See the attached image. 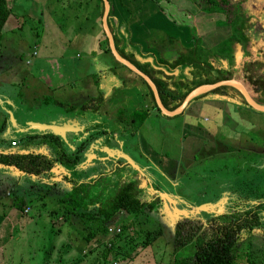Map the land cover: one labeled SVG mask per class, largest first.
Returning <instances> with one entry per match:
<instances>
[{"label":"rangeland","instance_id":"1","mask_svg":"<svg viewBox=\"0 0 264 264\" xmlns=\"http://www.w3.org/2000/svg\"><path fill=\"white\" fill-rule=\"evenodd\" d=\"M6 1L10 6L11 12L15 16L17 15L19 27L1 35L0 57H2V60L0 63L5 65L18 64L19 69L25 75L24 80L21 78L23 86L18 85L15 91L21 90L23 92L26 88L27 93L34 96L35 101L38 102L45 96L52 95L53 98L55 92L52 87L48 86L50 81L45 74L49 71L48 69L45 70V63L36 67L32 66L33 58H38L39 56L56 57L55 53L63 49L64 43L76 41L79 33L88 39L89 29L86 27L88 24L81 31L79 26L83 23L89 11V0L86 3H84V0ZM166 7L170 9L167 4ZM206 15L215 20L213 15ZM197 21L202 24L205 23L204 19ZM209 21H207V25H213L212 21ZM258 28L256 26L250 28V34L254 41V49L259 53L262 51L257 56L255 53L254 59L261 62L262 65L259 70L257 68L253 70L255 73L258 71L264 73V49L261 47V36L264 31ZM84 29L87 30V33H85ZM212 36H209V39L212 38V43L205 40L202 43L212 44V50H215L216 44L214 40H219V38L215 34ZM33 51L37 53L36 56H32ZM76 52L80 57L75 58V63L72 65L86 61L83 62L84 69L82 71L84 73L81 74V79H78L80 81H76L73 88H68V90L70 93H75L84 87L85 97H87V95H91V85L87 86V84H90L92 79L87 78L85 75L92 70L90 66L92 64L87 59L88 57L85 56V52L80 53L77 49ZM91 55L95 57V67H102L103 61L107 60L117 71L115 75L118 74L123 79L119 77L121 82L112 86L108 94H106V86L101 87L95 97L100 96L105 101H108V103L115 106L116 112L122 113L125 117H134V120L128 118L126 124L123 123L124 121L122 123L109 121L108 125V128H111L113 132H117L121 128L125 129L122 133L125 137L122 151L124 153L127 151L131 155L132 164L129 163L128 167L122 170L117 168L110 174L94 179V176H91L93 171L91 165L80 167L78 169L79 172H76L77 168H75V172L71 173V179L75 180V174L77 173L81 176L80 182H86L81 184L80 191H77L76 194H68L71 189L61 192L60 185L55 182L51 187H48L43 180L45 177L42 179V176L27 177L26 179L30 182L29 185H32L30 188L23 182L19 186L12 185V179L15 175L13 168L7 167L10 176L7 177V175L3 174L0 179L8 181V186L4 187L0 183V199L6 198L11 201L13 198L16 201L24 199L27 205L30 206L24 216L29 217L31 222L19 230L12 240L7 242L4 248V264H71V261L73 264H113L114 262V264H181L182 258L192 253V248L187 245L181 249H173V232L169 230L170 225L167 224L170 216L166 213L167 208L173 210L172 207L175 205L176 208L181 210L176 215L185 214L198 217L201 221L194 219V223H192L201 222L203 227L200 235L204 239H208L213 234V229L208 225L207 221L211 219L208 218V213L218 215L227 211L226 201L231 198L237 199L239 195L247 196L248 205L257 204V202L264 200V112L260 113L254 109L247 108L249 111L246 109L248 112L243 114L247 116L248 119H246L239 115V111H233L236 105L222 100L216 101V103L219 104L220 109L221 105L225 107L226 113L224 114L220 110L218 113L215 106H211V104L205 106L202 109V115L200 114L201 117L197 120V125L207 130L209 128L210 130L212 129L216 134V140L224 144L222 145L224 149H222L223 152L215 157L201 154L199 152L200 146L195 151L196 153H193L196 146L188 145L186 137L183 138L177 135L180 123L184 121L182 116L167 118L157 112L150 102L145 84L121 64L114 61L110 52L100 54L96 49H93ZM24 60H28L31 63L25 65ZM231 62V59L227 60L225 65H229ZM56 65L57 63L46 66L55 67ZM232 75L244 77V75H240L237 72L232 73ZM262 77L263 80L255 81L254 84H260V86L264 84V76L262 75ZM253 86L249 84L248 90L254 96L259 95L256 89V86L259 85ZM235 88L239 89L238 87ZM262 89L261 87L260 90L262 91ZM228 92L229 94L227 95ZM58 93L56 92L55 94ZM210 95L212 97L217 95V97H224L238 103L242 101L238 95L228 91V89H219L216 92L207 91V97ZM81 103L83 102L81 101ZM103 106L107 107L105 104ZM28 107H31V112ZM42 107L43 105L40 104H35V106L24 104L22 108H27L28 112L23 111V114L41 119L54 113L53 110H58L51 105L47 108ZM147 113L148 117H145ZM101 115L104 116V113H101ZM139 116L142 119L138 118ZM218 119L220 120L218 121ZM141 120L142 122H140ZM187 121H191L194 124L193 120ZM217 121L219 124H216ZM117 126H120V129ZM133 132L135 133L133 134ZM140 137L143 139L144 144L149 142V147L146 144L143 146L139 142ZM118 138L121 139V134ZM181 140L184 141L181 142ZM115 153L118 156L117 149ZM120 154L122 155L121 158H129L127 155ZM181 158L182 160H180ZM108 161L111 164L115 162V158L112 157ZM165 163L171 164L169 166L173 168L179 167L177 170L174 169V171H166L164 169L166 166L163 168ZM99 165V163L95 162L93 166L98 167ZM140 167L143 168V172L139 170ZM104 169L106 172L107 168ZM99 170L101 171L100 167L95 170L96 173ZM124 172L132 174L133 177L130 179L127 176L117 177V174H124ZM53 173L56 172L53 170ZM140 173L143 175L140 177L142 178L141 180L147 182V193L143 191L144 198L151 199L156 197L154 196L155 193L152 192L156 190L160 195L159 200L161 199V204L165 205V208L163 210L162 205L158 203V206L160 205L157 209L159 213L156 211L145 216H139L142 218L143 223L136 222L132 226L135 230L142 229L143 231L159 228L160 233L155 240L149 245L144 244L140 251H134L137 246L141 245V241L145 236L142 232L138 234L137 238H133L130 230H125L126 232L122 231L118 239L113 236L114 234H107L101 237L96 234L99 237H97L98 240L101 241L98 242L97 247L91 248L95 250L91 254L87 253L89 251H85L84 254L80 253L79 255L76 252L77 249L73 246L69 247V249L67 246L71 242L69 236L80 238V234L77 233L80 223L76 222V220L71 222L70 219V223H68L62 216L61 210L64 209L65 204L61 202V198L64 196L63 199L66 198L67 200L71 195L72 200L78 201L80 199L83 205L94 203V201L101 202L115 193L116 186H120L130 180L135 183L139 182ZM92 179L93 181H90ZM48 181L53 182L51 179H48ZM63 181L61 180V182ZM141 185H144V183H141ZM48 188L49 190H47ZM141 190L142 188H140ZM140 191L139 193H142ZM211 197L217 200L213 202ZM183 204L188 206L201 204L207 207L197 206L183 210L180 209ZM203 211H205V217L201 214ZM125 215L121 211L120 218L115 217L114 225L111 227H115V230L118 229L119 221ZM171 218L176 217L171 216ZM186 221H190L189 218ZM115 230L114 233H116ZM108 238L111 242L113 241V249L109 255L105 256L102 248ZM104 239L106 240L104 241ZM233 251H239L240 254L238 255L239 252H236L230 264H264V226L240 234ZM242 252H249V256L243 255ZM73 256L76 257L73 258ZM190 263L191 259L188 261V264Z\"/></svg>","mask_w":264,"mask_h":264},{"label":"crops","instance_id":"2","mask_svg":"<svg viewBox=\"0 0 264 264\" xmlns=\"http://www.w3.org/2000/svg\"><path fill=\"white\" fill-rule=\"evenodd\" d=\"M158 1L161 3L164 0H158ZM86 2L87 0H84V3ZM89 3H90L89 11L87 15L85 16L83 23L79 26V29L81 31L88 24V26H86L89 29V33L87 35L88 39H86L84 35H81V33H79L77 36L78 39L76 41L64 43L63 49L55 53L56 57H53V56H41L40 57L39 56L38 58H33L32 66L34 67L43 65L45 63V70L48 69L49 71L45 73L48 80L50 81L48 83L49 84L48 86L52 87L55 93L59 92L58 94H55L53 92L54 93L53 98H52V95L45 96L44 98H42L40 102H38V101H35L34 96L27 93L26 88L25 90H23V92L21 90L15 91V88H17L18 85L23 86L21 82H23V80L25 79L24 78L25 75L19 69L18 64L5 65V64L0 63V155H7L12 152H15L17 154H26V153L38 154L39 153L43 155L44 158L49 159L50 156H48V153L52 151L50 147L48 146L49 144H42L39 142V139L42 137V135H45V133L47 134L49 132H38L35 129H31L29 127V124L31 123H44V124L54 123L58 126H66L70 122H74L80 127L81 133L75 134V135L73 134L69 135L67 133L68 137L66 139L67 140L66 142H64L63 139H61V137L55 134L53 135L57 136L59 139V142L64 143L65 146L70 151H73V149L76 147V145H78L79 142H84L85 137L91 139L89 142H91L92 144L91 145L92 151L89 154H87L86 157L84 156L82 152V155L81 156L79 155V160L75 168L80 169V167H84V166L86 167L87 165L88 166L91 165V169L93 170L91 174L95 176L96 174L95 170L99 169V166L96 167L93 165L95 162L100 164L101 151L110 152L111 150H103L102 148L100 151V149L97 147H99V145L101 144L104 147L107 145L108 141L106 137L102 135L97 136L96 134L92 136H87L89 132L86 133V129L88 128V131L93 132L95 128L97 127L100 128L99 126L102 125V122L108 123L109 121H114L116 123H122L124 121L123 123L126 124L128 122V118L134 120V117H130V116L125 117L124 115H122V113L116 112L115 106L108 103V101H105L100 96L95 97V95L100 91L98 89H101V87L106 86L105 90H107L106 94H108V91L112 88V86L116 85V83H120L121 81L119 80L120 76L118 74L115 75L117 71L111 65V63H109L107 60L103 61L102 67L94 66L95 57L91 55L92 50L96 49L97 52H99L100 54L101 53L103 54L104 52H106L105 50L106 47H108V41L104 34L102 20H101L102 13L104 10L103 6L101 10L100 4L97 0H89ZM107 4H108V11L106 15L107 29L109 30L111 34L112 40H113V36L117 40V45L119 49H122V51H124L125 53H128L135 62L139 64H148L153 70L159 71L160 74H158V76L165 78L167 82H173L175 80L177 81L178 80H185V81L190 80V70H191L190 66H187V65L178 66L171 70L163 64L159 65L158 61L160 58L162 59V56L160 55V52L158 53L155 47L159 48L162 51V53L164 54L163 58H165L167 62H170V61L173 62L172 59L175 53L181 52L182 48L184 49L192 48L194 45H196L194 38L191 36L187 28V24H189L190 21L193 20L192 23L196 29H199L201 25L204 30H207V28L209 27H210L209 30H211L212 25H207V21L210 22L209 20L206 19V22L204 24L199 23L197 21V19L201 18L203 15L198 17L199 14L195 12V8L194 6L191 5V3H189L187 0H169V2H164V5L162 6L164 7L166 14L163 11H160L157 5L152 0H107ZM166 4L168 5L170 9H167ZM183 14L186 15L187 17L184 16ZM169 15L175 16L177 19V23L172 22L169 18ZM84 30H85V33H87V30L86 29ZM153 30L156 31L157 33L164 35L165 39L172 40L173 43L167 44L163 41V39H161L160 36L158 37L157 35L158 40L155 43L156 46L152 47L148 45L150 31H153ZM250 32L251 31L249 30L248 33L251 38ZM210 34L211 33H209L208 35ZM201 37H200V40H202ZM205 41L211 42L212 40L206 39ZM202 46L209 47L212 50V44L203 43ZM236 48H237V45L234 47V49ZM238 48H239L240 54L238 56L232 57L233 60L235 61L238 60L236 59V57H239L241 55V52L244 50L247 51L251 49L254 53L255 49H254L253 39L251 38L250 45L243 46L239 44ZM76 49L79 50L80 53L85 52L86 53L85 56L88 57L87 59H89L90 63L92 64L90 65L92 67V70L87 72L86 73L87 75H85L87 78L92 79V82L90 84H87V86L91 85V90H92V91L90 90L91 95H87V97H85L84 87H82V89L80 90H77L75 93H70V91L68 90V88H73L76 81H80L78 79H81V74L84 73L82 71V69H84L83 62H86V61H83V62L78 61L79 63H77L76 65H72L75 63L74 62L75 58L80 57L78 53L76 52ZM36 55L37 53L33 51L32 56H36ZM1 60H2V57H0V61ZM113 60L116 61L115 59ZM30 63L31 62H29L28 60L26 61L24 60L25 65H29ZM56 63L57 65L55 67L46 66V65H54ZM237 63L238 62H234V65H237ZM123 67L126 68L125 66ZM126 69L131 74L137 76L132 71H130L128 68ZM21 78H23V80ZM231 88L235 89V91H237L239 95L243 97L239 89L233 86H231ZM228 91H230V89H228ZM248 92L250 93V91ZM203 93L197 94L192 99H190L189 102L186 104V106L182 109L180 113L173 115V116H165V115L163 116L167 118H174V117L182 116V118H184L183 119L184 121L180 123L179 131L177 135L183 138L186 137L188 145L196 146V149L193 150V153L198 149V146H200L199 152H201V154H204L208 157H215L217 154L223 152L222 149H224V147H222V145L224 144L216 140V134L213 132L212 129L210 130L209 128V130H207L203 127L197 126V120L202 115L201 114L203 111L202 109L205 108V106H209V104H211V106L212 105L215 106L218 113L221 111V113L224 114L226 113L225 107L221 105V109H220L218 106L219 104L216 103V101L222 100L226 103H231L233 105H236V108H234L233 111L234 112L239 111V115L248 119L247 116H244L243 114L249 111L247 109L248 107L250 109H253V108L250 107L248 104H246L248 107H245L241 103L230 101L224 97L220 98V97H217V95H213V97L212 95L208 97L206 95V97L201 98L199 100L198 99L193 100L194 98H196L197 96ZM228 94L229 92L227 93V95ZM82 96L84 97L82 98ZM81 101L83 103H81ZM24 104H28L29 106L30 105L35 106V104H40V105H43L42 108H47L48 106L51 105L57 108L58 110H53L54 113L49 114L48 116L44 118L36 119V118H32L30 115L23 114L24 113L23 111L28 112V109L30 110V112L32 111L31 107H28V109L22 108ZM103 104H105L107 107L105 108ZM256 111L260 113L264 112V111H259V110H256ZM101 113H104V116L101 115ZM145 117H148V113L145 115ZM138 118L142 119V117L140 116ZM187 120H193L194 124H192L191 121H187ZM219 120L220 119H218V121ZM218 121L216 124H219ZM140 122H142V120ZM84 123L86 124V128H84L83 126ZM117 127H120V126H117ZM109 129L111 130V128ZM117 133L118 132L116 131L114 132L115 136H117L118 138L119 134ZM134 133L135 132H133V134ZM124 138H125L124 135L121 134V139L119 138L121 141V144H120L121 151H122V147L124 144ZM182 141L184 140H181V142ZM11 142H15V145L11 146L10 145ZM139 142L142 143L143 146L146 144V142L144 144L143 139L141 137H140ZM146 145L147 147H149V142ZM37 147H38V150L36 151L35 148ZM129 155L130 154L128 153L129 163H130L132 162V158L130 157L131 155L130 156ZM180 160H182V158ZM165 164L163 168L166 166L164 168L166 171H171V170L174 171V169L177 170V168L179 167L177 166L176 168L175 167L173 168L169 166L171 164H167V165ZM7 167L13 168L12 166L0 164V177L3 174L7 175V177L10 176ZM53 170L56 173H53ZM68 170H69L68 167L65 166L64 164L60 166V164L54 163V162H52L50 169L45 172L44 176L24 174V173L19 172L15 168H13V172L15 176L12 179L13 181L12 185L19 186V184L23 182L26 185H28L30 188L32 187V185H29L30 182L26 178L27 177L35 178V177L42 176V179L45 177V179L43 180L44 182H46V185L48 187H51L52 184L55 182V183H58V185H60L61 192L62 191L64 192V191H68L74 188L76 184L86 183V182H80L81 176L78 175L77 173L75 174L76 175L75 180H72L71 173ZM139 170L142 172L144 171L143 168L141 167ZM77 171L79 172L78 169L76 170V172ZM140 176H143V175L140 174ZM47 178L53 180V182L48 181ZM84 179H86V177H84ZM61 180H64V181L61 182ZM0 183L3 184L2 186L4 187L8 186V181L4 179H0ZM47 190H49V188ZM94 204L96 206L98 205L97 203H94ZM159 204L162 205L161 201ZM92 205L93 204L89 205V207H92ZM196 205L197 204H195V206H192V207H196ZM159 206L157 203L156 204L157 212H158L157 209L159 208ZM184 206H186V208L191 207V206H188L187 204H183L182 206L183 208L181 207L183 210L186 209ZM29 207H30L29 205L24 206V208H29ZM173 207H172L173 210L168 209L166 207L167 208L166 213L170 215L169 216L170 219H172L171 216L172 217L176 216L173 211H176V213L181 211L178 208H176L175 205ZM163 208H165V205H162V209ZM170 210L171 212H169ZM24 215L25 213L23 214V210L18 211L16 208L12 206L11 200L6 199V198L0 199V264H4V257H5L4 248L7 242L12 240L14 235L19 230H21L24 226H27L31 222V219ZM182 217L185 218L188 216L183 214ZM69 219L71 222L76 220L75 217H71ZM114 219L115 217L108 220L106 224H108L109 226L114 225V222H113ZM123 219L124 221L129 220L128 215H125ZM190 220L193 221L194 219L192 218ZM170 231L174 232V228L171 229ZM79 236H80L79 238L80 240L69 236L71 242L67 244L68 248L72 246L75 247V249H77L76 252L79 253V255L80 253L84 254L85 251H89L87 253L91 254L92 251L94 250L91 248L97 247L98 242L101 241V240L100 241L98 240L99 237L97 235L94 236L88 242L84 240L82 234H80ZM105 240L106 239H104V241ZM105 243L107 244L109 242H105ZM239 254L240 252L238 253V255ZM242 254L245 256H249L248 255L249 252H242ZM74 257L76 256H73V258ZM60 262H61V258H60ZM70 263L73 264L72 261ZM243 264H248V263H243Z\"/></svg>","mask_w":264,"mask_h":264},{"label":"trees","instance_id":"3","mask_svg":"<svg viewBox=\"0 0 264 264\" xmlns=\"http://www.w3.org/2000/svg\"><path fill=\"white\" fill-rule=\"evenodd\" d=\"M97 1L99 2L102 10V1ZM152 1L157 5L160 11L165 13V9L162 5H164V2H169V0H164L161 3L158 0ZM187 1L194 6L195 12L199 14L198 17L202 15L204 16L198 18L197 20L204 19L206 22L207 19L212 21V31L209 30V26H207L209 28L206 27L207 30H204L201 25L199 29H196L193 26V20L190 21V23L187 24V28L191 36L194 38L196 45L192 48H182L181 52L175 53L172 59L173 62H167V60L163 58L164 54L162 51L155 47V43L157 42L159 36L167 44L173 43L172 40L165 39L164 35L153 30L150 31L148 45L155 47L158 53L160 52L162 59H159V65L163 64L171 70L178 66H190V80H175L173 82H167L165 78L158 76V74H160L159 71L153 70L148 64H139L135 62L128 53L119 49L117 40L113 36L114 47L118 54L150 78L155 85L161 104L167 111L174 110L181 103L186 94L193 88L199 85H210L226 80L239 82L247 90V92L249 91V84L254 86L259 85L256 86L259 96H253L249 92L248 94L255 103L264 105V84H261V86L260 84H254L255 81L258 82L259 80H263L262 75L264 76V73L260 71L255 73L253 70L255 68L259 70L262 65L261 62L255 61V51L254 53L251 49L242 51L241 55L236 57V59H238L237 61L232 58L240 54L238 48L239 44L248 46L251 43L248 27L257 21L258 13L254 10L255 5H252V3L248 5L245 0ZM206 14L213 15L215 20L212 17H207ZM169 18L172 22L177 23L175 16L169 15ZM18 26V17L11 12L8 2L6 0H0V37L3 33ZM209 33H211V36L215 34L217 35V38H219V40H214L216 44L215 50L202 46V42L209 39ZM200 37L202 40H200ZM210 39L212 40V38ZM236 45L237 48L234 49ZM105 50L106 52H109L108 47H106ZM230 59L232 62L229 65H225L226 61ZM234 62H239V64L234 65ZM234 72L240 73V75H244V77H236L235 75H232ZM139 79L144 83L141 78ZM244 79H246V81H244ZM145 86L148 90L147 94H149L150 102L155 107L156 111L159 112L158 108L154 104L151 90L146 84ZM261 87L263 88L262 91L260 90ZM219 89H230L231 92H234L240 97L242 100L241 104L248 107L243 97H241L235 89L229 86H219L209 92H216ZM206 95L207 92L197 96L193 100H196L197 98H204ZM121 130L123 133L124 129L122 128ZM94 134V132H90L87 136H92ZM90 140L91 139L85 137L84 142H79L73 151H70L64 143L59 142L57 136L51 133H45V135H42L39 139V142L42 144H49L48 146L53 152V155L49 159L44 158L40 154L13 153L0 155V164L12 166L24 174L41 175V172L48 171L52 162H54L60 164L61 166L64 164L68 167V171L70 173H74L75 166L79 160V155L81 156V152L85 150ZM81 184L82 183L76 184V186L72 188L68 194H76L77 191L79 192ZM135 184L136 183L134 181L124 183L116 187V192L111 197L101 202L94 201V203H97L99 206L95 212L87 209V207H89L88 205L94 204L93 202L88 205H83V203L80 202V199L78 201L72 200L70 195L66 200V198L63 199V196L61 198V202L65 204V207L61 210V214L67 221H69L68 219L71 217L76 218V221L80 223V228L77 229V232L82 234L84 240L88 242L96 236V234H99L100 237L106 235V222L114 217L120 218L119 213L122 211L128 215L129 220L124 221V219H120L118 232L114 233L113 236L118 239L120 238L119 236L122 231L130 230L133 238H137L138 234L143 232L145 237L141 241V245L137 246L134 250L140 251L144 244L149 245V243L155 240L160 231L159 228L151 231H143L142 229L135 230L132 226V224L136 222L143 223L142 218L139 216L151 214L156 207L155 202L145 203L138 198L137 193L139 191L137 190ZM13 197H15V195H13ZM246 197L247 196H244V201H247ZM26 205L27 202L24 199H20L18 201H16L15 198L12 199V206L18 211H22ZM259 208H264V203L254 206L248 205L247 202L240 208H237V206L231 208V212H226L216 219H208V225L213 229V234L208 239H204L200 235V231L203 227L201 222L193 224L194 222H187L185 220L175 225L172 237L173 249H181L187 245L192 248V253L182 258L181 264H188L189 259H191L190 264L232 263L231 261H233L236 255L235 253L239 252L233 250H235L236 242L240 234L264 226L262 218L257 213ZM68 223H70V221ZM106 242H109V245L107 246L106 243H104L102 248L105 256L109 255L110 251L113 249V241L111 242V240H107ZM111 256H113V254H111Z\"/></svg>","mask_w":264,"mask_h":264},{"label":"flooded vegetation","instance_id":"4","mask_svg":"<svg viewBox=\"0 0 264 264\" xmlns=\"http://www.w3.org/2000/svg\"><path fill=\"white\" fill-rule=\"evenodd\" d=\"M246 2H247V4L248 5H250V3H252V5H255V8H254V10L258 13V15H257V21L254 23V24H252V25H250L249 27H248V31L250 30V28H252L253 26H256V27H259L258 29H261V30H263L264 31V0H245ZM255 28V27H254ZM263 28V29H262ZM261 36V35H260ZM262 38V48L264 49V34L261 36ZM262 48H260L261 50H263ZM255 51V53H256V56H257V54H261V52L262 51H260V53L258 52V51H256V50H254ZM108 125H109V122L107 123V122H102V125H100L99 127L100 128H95V130L93 131L96 135H98V136H100V135H102V136H105L106 137V139H107V141H108V143H107V145L105 146V147H108V148H110V150L112 151H105V152H103V151H101V149L102 148H104V146L102 145H99V147H97V148H99L100 149V151H101V154H100V165H99V167H100V169H101V171L99 170V172L98 173H96L95 174V176L94 175H92L91 174V176H94L93 177V179L94 178H98V177H102V175H107V174H110L112 171H115V170H117V168H118V170H122V169H124V168H126V167H128V164H129V158H121L122 157V155L120 154V153H122L123 155H127L128 156V152H123V151H121L120 150V148H121V146H120V144H121V141H120V139L119 138H117V136H115V134H114V132H112L109 128H108ZM83 126H84V128H86V124L84 123L83 124ZM119 129H120V127H119ZM93 130V129H92ZM86 132L88 133H90V131H88V128L86 129ZM118 133L117 134H119L120 135V133L122 134V130L120 129V130H118L117 131ZM88 133V134H89ZM116 138H115V137ZM48 148V147H47ZM36 149V151L38 150V147L37 148H35ZM116 149H117V152H118V156L121 158H119L116 154L117 153H115L116 152ZM50 150V149H49ZM104 150V149H103ZM106 150V149H105ZM112 153H113V156H112ZM32 154H36V153H32ZM39 154V153H38ZM41 155V154H40ZM53 155V152L52 151H50L49 153H48V156H52ZM41 156H43V155H41ZM130 156V155H129ZM112 157L113 158H115V162H113V163H111L110 164V161H108V160H110V159H112ZM128 163H127V162ZM107 165H109V166H107ZM104 166V167H103ZM51 167V166H50ZM104 168H107L106 169V172H105V169ZM77 169H79V168H77ZM110 169V170H109ZM140 169V168H139ZM109 170V171H108ZM45 172L46 171H42L41 172V175H45ZM115 173V172H114ZM141 174V173H140ZM39 176V175H38ZM118 176H120V178H122L123 176H127V177H129V179L131 178V177H133V175L132 174H129L128 172H124V174H117V177ZM141 176H139L138 178H140ZM93 179L92 180H90V181H93ZM142 178H140V181L138 182L137 181V183L135 184L136 185V188H137V190L138 191H140V188H142V193H137V196H138V198L142 201V202H145V203H148V202H155L156 204L157 203H160V201H161V199L159 200V198H160V195H159V193L158 192H156V190H153L152 192H154L155 194H154V196H156V197H154V198H151V199H145L144 198V196H143V191H146V193H147V189H146V183L147 182H145L144 181V185H145V187L143 188V186L144 185H141V183H143V180H141ZM131 181V180H130ZM140 183V184H139ZM117 187V186H116ZM140 191V192H141ZM116 192V191H115ZM212 199H213V202H215L217 199H215L214 197H211ZM244 196H242V195H239V197L237 198V199H233V198H231L229 201H226V208H228L227 209V211H225V212H222V213H220V214H218V215H215V214H211V213H208L209 215H208V218H214V219H216L217 217H219V216H222L224 213H229V212H231V208H233V207H236L237 206V208H240L242 205H245V203H249V201H248V199H247V201H244ZM260 203H264V200H262V201H259V202H257V204H252V205H254V206H258ZM197 206H203V205H196V207ZM98 205L96 206L95 204H93L92 205V207H89V210H91L92 212H95L97 209H98ZM192 207V206H191ZM191 207H189L188 209H190ZM205 207H207V206H203L202 208H205ZM183 208V207H182ZM182 208H180V209H182ZM186 208V207H185ZM229 210V211H228ZM264 208H259L258 209V215L262 218V221L264 222V220H263V216H264ZM153 212H156V207H155V209H154V211ZM169 212H171V211H169ZM159 213V212H158ZM202 214V216L203 217H205V211H203V213H201ZM159 216V215H158ZM168 216V215H167ZM188 216V215H187ZM189 218V220L190 219H195V220H200V219H198V217H194V216H188V217H185V218H183L182 217V215H180L178 218H172L171 220H170V218H168L169 219V223H167L168 225H170L169 226V230H171V229H173L174 227H175V225H177V224H179L181 221H183V220H186V219H188ZM190 221H192V220H190ZM201 221V220H200ZM193 222V221H192ZM257 229V228H256Z\"/></svg>","mask_w":264,"mask_h":264},{"label":"water","instance_id":"5","mask_svg":"<svg viewBox=\"0 0 264 264\" xmlns=\"http://www.w3.org/2000/svg\"><path fill=\"white\" fill-rule=\"evenodd\" d=\"M102 1V6H103V13H102V25H103V30H104V34L107 38L108 41V49L109 52L111 53V55L113 56V58L119 62L120 64H122L123 66H125L126 68H128L130 71H132L134 74H136L138 77H140L149 87V89L151 90L152 96H153V101L155 106L158 108L159 112L162 115L165 116H173L176 115L178 113H180L182 111V109L186 106V104L189 102L190 99H192L195 95L206 92V91H210L216 87L219 86H234V87H238L243 95V99L245 100L246 104H248L250 107H252L255 110H259V111H264V106L259 105L257 103H255L252 98L249 96V94L246 92V90L244 89V87L237 81L234 80H226V81H220L214 84H210V85H199L195 88H193L191 91H189L186 96L183 98V100L181 101V103L172 111H167L163 105L160 102L157 90L155 88V85L153 84V82L150 80V78L145 75L143 72H141L140 70H138L133 64H131L130 62L126 61L125 59H123L118 52L116 51L115 47H114V43L111 37V34L109 32V30L107 29V25H106V15H107V11H108V4H107V0H101ZM28 126V124H27ZM29 127L31 129H35L38 132H49L51 134H55L59 137H61V139H63L64 142H66L67 140V133L69 135L73 134H79L81 133V129L80 127L74 123V122H70L69 124H67L66 126H58L54 123H48V124H44V123H31L29 124ZM98 141V140H97ZM99 142V141H98ZM98 144V143H96ZM91 142H89L85 148V150L83 151L84 156L86 157L87 154H89L92 151V146H91ZM94 145V144H93ZM104 150H110L107 147L103 148ZM15 152L9 153V154H13ZM82 155V152H81ZM132 164V162H130ZM61 166V165H60ZM65 169V168H64ZM174 214H178L176 213V211H173ZM176 218L179 217L178 215L175 216Z\"/></svg>","mask_w":264,"mask_h":264},{"label":"built area","instance_id":"6","mask_svg":"<svg viewBox=\"0 0 264 264\" xmlns=\"http://www.w3.org/2000/svg\"><path fill=\"white\" fill-rule=\"evenodd\" d=\"M10 145H11V146H14V145H15V142H11ZM27 210H28V208H24V209H23V213H26ZM114 230H115V227L108 226V227L106 228V232H107V234H114ZM115 232H118V229H116ZM106 245L108 246L109 243H107ZM113 264H114V263H113Z\"/></svg>","mask_w":264,"mask_h":264}]
</instances>
